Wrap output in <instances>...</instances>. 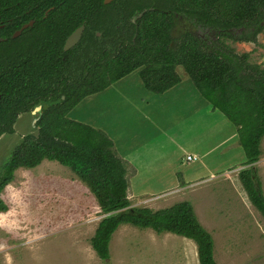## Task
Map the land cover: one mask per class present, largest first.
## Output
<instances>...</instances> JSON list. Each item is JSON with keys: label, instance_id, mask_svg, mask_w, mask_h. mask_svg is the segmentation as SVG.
<instances>
[{"label": "trees", "instance_id": "trees-1", "mask_svg": "<svg viewBox=\"0 0 264 264\" xmlns=\"http://www.w3.org/2000/svg\"><path fill=\"white\" fill-rule=\"evenodd\" d=\"M89 2L92 16L94 10L111 5L103 0ZM52 5L48 20L57 8L53 0H0V136L13 132L16 118L43 102L35 122L37 133L24 135L1 165L0 213L9 210L1 192L13 181L17 168H33L43 159L57 161L88 187L104 215L89 239L104 264H110L109 243L121 224L190 238L197 245L199 264H217L213 237L192 204L181 200L154 210L130 207L125 161L112 139L102 129L67 114L85 96L134 70L146 90L163 93L180 82L176 68L182 66L209 109L220 111L235 126L246 166L239 176L249 201L264 217V194L254 165L264 136V67L222 40L256 42L259 33L264 36V0H126L123 12L137 15L135 22H129L133 35L120 40L111 55L84 63L81 77L74 81L66 76L71 50H63L64 38L58 47L49 45L57 35L54 23L40 24L37 14ZM28 19L35 22L25 32L33 31L36 37L27 46L23 41L18 45L12 32ZM187 20L212 30L215 40L207 42L181 26ZM176 27L180 31L175 36ZM245 29L252 30L249 38L241 34Z\"/></svg>", "mask_w": 264, "mask_h": 264}, {"label": "rangeland", "instance_id": "rangeland-1", "mask_svg": "<svg viewBox=\"0 0 264 264\" xmlns=\"http://www.w3.org/2000/svg\"><path fill=\"white\" fill-rule=\"evenodd\" d=\"M125 1L111 0L107 3L111 5L94 12L86 32L70 49L66 69V76L70 81L81 77L83 64L88 60L111 55L120 40L131 38L133 28L129 22H135L137 15L131 16L123 12ZM181 26L207 42L215 40L212 30L194 20H187ZM179 31V27H176L174 35H178ZM241 31L243 37L249 38L252 35L251 29ZM257 37L263 40V44L259 45L262 49L252 42L251 45L241 42L236 45L237 41L229 38L222 40L237 53L244 50L249 52L250 61L258 63L264 54V37L262 33ZM17 38L20 40L17 41L18 45L25 40L21 35ZM176 71L180 77L183 76L181 73L184 74L182 84L189 82L201 97L182 66H178ZM130 76L117 87L120 92L127 91L131 82L129 91L106 93V101L102 95L97 96V105L107 104L102 116L94 112L84 114L82 106L77 113L81 118L90 119L96 124L107 117V123L115 122L120 130H129L133 140V148L130 150L142 161L149 158L148 147L152 146L153 141L155 144L158 141L165 145L164 157L155 162L158 166L146 168L133 178L136 189L145 192L139 193L131 187L130 207H148L154 210L158 206L156 200L172 195L180 198L181 194L192 204L196 216L204 223L207 222L202 225H207L205 228L213 237V256L217 264H264V217L249 201L239 176V171L245 168L243 150L236 138L234 141L237 143V151L235 153L234 150L232 158L224 153L232 149L234 144L230 141L220 146L225 135L223 132L228 125L231 126L228 119L216 109L214 112L218 118L207 117L209 113L206 108L210 105H207L209 103L203 96L201 98L205 108L202 110L201 106H195L202 113L191 106L182 93L178 98L172 97L163 102L159 98H151L143 87L138 70L132 71ZM147 104H154L156 112L165 123L168 122L167 137H149L155 134V130L151 131L143 118L147 114ZM38 105L36 109L35 105L32 107V112L27 111L29 113L16 118L13 132L0 136V168L21 137L36 134L35 122L42 113L43 102ZM260 148L262 155L254 165L264 194V136ZM194 153L199 159L186 162L185 155ZM59 166L64 169L60 170ZM128 171V179L132 181L130 177L133 170L131 168ZM1 198L7 203L9 210L0 214V264H104L93 253L89 242L97 223L104 215L100 212L94 195L68 167L57 162L55 165H41L40 169L37 167L18 171L13 181L1 192ZM177 201L181 200L174 202ZM133 242L137 246L140 243L141 247L151 246L147 242L143 243L145 241L142 239L129 238L127 242L117 246L118 254H121L119 248H132ZM127 257L117 256L115 260L120 261L119 264H131L134 259L130 255Z\"/></svg>", "mask_w": 264, "mask_h": 264}, {"label": "crops", "instance_id": "crops-1", "mask_svg": "<svg viewBox=\"0 0 264 264\" xmlns=\"http://www.w3.org/2000/svg\"><path fill=\"white\" fill-rule=\"evenodd\" d=\"M262 41L263 40H260V38L257 37L256 42H252V43H254V44L256 43V47H258L259 49H262L259 46L260 44H263ZM240 42L244 45H251L252 44L250 41H237L236 45L240 44ZM244 52H246V51L244 50ZM244 52H241V53H244ZM246 53L249 54V61H250V53L249 52H246ZM262 56L263 57L258 61L257 64L264 67L263 66L264 54ZM254 63H256V62H254ZM181 74L184 76L183 73H181ZM130 75H131V72L129 74H127L126 76L122 77L121 79L113 82L108 87H106L104 90L85 96L67 114V116L71 119L78 120V121H81V122L90 124L94 127L102 129L110 137V139H112L113 144H114V148H115L117 154L125 161V167L127 170L126 171L127 179H128V174H129L128 169L132 168V170H133L132 177H130L132 181H130V179H128V182H129V186H128V190H127L128 199H131L129 196V191H130V189H132L131 187H133V188H135V190H137L136 184H135L136 182L133 178L137 177L140 174V172L146 168L153 169L156 166H158V163L155 164V162L158 161L159 159H161L162 157H164L165 153L163 152V150H164L163 147H165V145L163 143L162 144L158 143V141H157L158 144L157 143L155 144L154 143L155 141H153L152 146L148 147V157L149 158L147 159V161H142L139 158H137L135 156V154H133V151L130 150V148H133L131 146V142H133V140L131 138V135L129 134V130H127V131H125L124 129L120 130L118 128V125L115 122H113L112 124H111V122L107 123V119H108L107 117L100 119L99 123L96 124L93 121H91L90 119L81 118L79 115H77V113H78V109L81 108V106H82L84 114L87 113V115H89V112H94V113H97L98 115L102 116L105 112V108L107 107V104L98 103V105H97L96 104L97 103L96 102L97 96L102 95L101 97H104L103 100L106 101L107 100L106 93L115 92V93L119 94V93H124V92L129 91L131 89V86H130L131 82L128 85L127 91L120 92V90H118L117 87L123 81L130 78L131 77ZM183 76L180 77L181 79H180V82L178 84L174 85L173 87L169 88L168 90H166L163 93H152L146 89L145 90L147 92H149V95H150L149 97L159 98V101H162V102L164 100L172 98V97L178 98V96L180 97L181 93H182L184 99L186 101H188L191 106H193L194 108H195V106H201L202 110H203V108H205V106L203 104L204 102H203L202 98H204V97L201 96L202 97L201 98L199 96V93L196 90V88L193 87L191 84H189V82L182 84L183 78H184ZM137 81L139 83H141L139 80H137ZM115 87H116V89H115ZM114 89H115V91H113ZM207 103H208V101H207ZM89 104L91 106H88ZM207 105H209V104H207ZM84 107H87V108L84 109ZM207 107L208 108H206V110H207L206 112L209 113L207 115V117H214V116H216L217 118L219 117V116H217L216 112L209 110L210 106H207ZM145 109L147 110V114L144 115L143 118L147 121L148 127L150 128V130L151 131L155 130V134H152V137H151V135H149V137L155 138L156 136H162V135H166V137H167L168 136V125H167L168 122L165 123L162 116L158 112H156L154 104H152V105L147 104L145 106ZM195 109H197V108H195ZM153 110H155V112ZM197 110L199 113H202L199 108ZM218 112L221 114L220 111H218ZM230 125L231 126L228 125L227 130L225 132H223L225 135L223 136V139H222L223 142H221L222 144L220 146H223V145H225L231 141L234 144V147L232 149H230L229 151H225L224 154L225 155L228 154L232 158V156L234 155L233 154L234 150H235V153L237 151V143L234 141L235 138L237 139V132H236V128L233 125V123L230 122ZM22 138L23 137H21L20 141L22 140ZM164 139H166V138L164 137ZM237 141H238V139H237ZM218 144H220V143H218ZM243 155H244V151H243ZM261 155H262V152L260 154V157H261ZM244 157H245V155H244ZM260 157H259V159H260ZM198 159H199V156H198ZM55 163H57V162L56 161H50L47 159H43L40 162V164H38L37 166H35L33 168H26V167L17 168L15 170V176L17 175V172L21 171V170L27 171V170L37 169V167L40 169L41 165H44V164L55 165ZM243 167H246V166L243 165ZM59 169L62 170L64 168L59 166ZM15 176H14V178H15ZM180 188H182V187H180ZM137 192H139V193L145 192V190L140 189V190H137ZM180 193H182V192H180ZM179 195H180V198H174L175 196L172 195V196H168L166 198H163L161 200L160 199L156 200L155 203L158 204V206H156V208L158 209V208L167 207V206L173 204V202L176 200H185V197H182L181 194H179ZM185 195H188V194L185 193ZM197 218L201 224L204 225L207 223L205 219L204 220L206 223H204V221H202L198 216H197ZM203 227H207V225L203 226ZM135 234H136V236H135ZM140 235H142V236L140 237ZM129 238L136 239V240L142 239L145 241L143 243L147 242L151 246L147 247V245H146V247L145 246L141 247L140 243L137 246L136 242H133L132 248H130V249L124 248L122 250L121 248H119V252L121 254H118V247L117 246L122 245V243L124 241L127 242L129 240ZM109 249H110V264H119L120 261L115 260V258L117 256H120V257L123 256V258H126L128 255H130L134 259V261H132L131 264H199L198 254H197V245L194 242V240L187 238V237H184V236H181V235L171 233V232H163V233L158 234L157 232H155L151 228L140 229L138 227H132V226H130V224L120 225L116 229V231H114V233L112 234L110 243H109ZM92 251L96 255V253L93 249H92ZM121 264H125V262L124 263L122 262Z\"/></svg>", "mask_w": 264, "mask_h": 264}, {"label": "flooded vegetation", "instance_id": "flooded-vegetation-1", "mask_svg": "<svg viewBox=\"0 0 264 264\" xmlns=\"http://www.w3.org/2000/svg\"><path fill=\"white\" fill-rule=\"evenodd\" d=\"M53 1H54V5L57 8L51 20H48L46 18H47V14L50 8L52 9L54 7L53 5L47 8L46 10H44L43 12L39 10L37 13V14H41L39 19H40V22L42 23L40 24L45 25L47 24L46 22L54 23L57 35L55 37V40L51 41L49 45H51V47H58L60 45V40L64 38L63 43H62V48H63L68 35L71 32H73L77 27L83 25L82 34L79 40L76 42L77 44L80 41L82 35L86 32V29L89 26V23L91 20L92 15L90 11L89 0H53ZM95 11H99V9L94 10L93 14ZM29 12H30V9L27 8L25 13H29ZM11 20L12 18L7 19V21H11ZM34 22H35V19H28L27 21L22 22L21 25L12 32L11 37L17 38L18 35H21V37L23 36L25 38V40L23 41V44L25 46L29 45L31 42H33L32 40L35 34L33 31L25 32V30L33 26ZM44 28L47 30L46 26ZM15 32H18V34L17 36L13 37V34ZM2 39L3 38L0 37V41ZM74 46H72L69 49H72Z\"/></svg>", "mask_w": 264, "mask_h": 264}, {"label": "water", "instance_id": "water-1", "mask_svg": "<svg viewBox=\"0 0 264 264\" xmlns=\"http://www.w3.org/2000/svg\"><path fill=\"white\" fill-rule=\"evenodd\" d=\"M109 1L111 0H103L104 4H107ZM82 29H83V25L77 27L73 32H71L66 41H65V45L63 47V50L66 51L69 48H71L72 46H74L76 44V42L79 40L81 34H82ZM18 32H15L13 34V37L17 36Z\"/></svg>", "mask_w": 264, "mask_h": 264}, {"label": "built area", "instance_id": "built-area-1", "mask_svg": "<svg viewBox=\"0 0 264 264\" xmlns=\"http://www.w3.org/2000/svg\"><path fill=\"white\" fill-rule=\"evenodd\" d=\"M198 160V156H196L195 154H186L185 155V161L186 162H194Z\"/></svg>", "mask_w": 264, "mask_h": 264}]
</instances>
